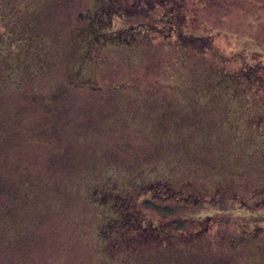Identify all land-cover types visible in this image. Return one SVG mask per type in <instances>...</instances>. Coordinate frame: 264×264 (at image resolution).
I'll return each mask as SVG.
<instances>
[{"label":"rangeland","instance_id":"obj_1","mask_svg":"<svg viewBox=\"0 0 264 264\" xmlns=\"http://www.w3.org/2000/svg\"><path fill=\"white\" fill-rule=\"evenodd\" d=\"M259 200L264 0H0V264H264Z\"/></svg>","mask_w":264,"mask_h":264},{"label":"flooded vegetation","instance_id":"obj_2","mask_svg":"<svg viewBox=\"0 0 264 264\" xmlns=\"http://www.w3.org/2000/svg\"><path fill=\"white\" fill-rule=\"evenodd\" d=\"M92 15H97V16H100L99 20L102 25H100V28H99V32H98V38H100L101 40H112L113 38L115 39L114 41L116 43H121V44H125V43H128V42H137V41H140L142 38H147L148 40H151L154 38V36L159 33L163 38H165L168 34L166 31H161L162 33H160V30L157 31L156 34L152 33V27H149V25H145L144 23L143 24H139V25H136V27H127L126 29H116V31H107V33H104L106 30H108L109 28H106L108 27L110 21H109V18L111 16H114L116 15L115 14V11H112L110 14H107L104 12V10L101 11V14L98 15V14H95V13H92ZM107 17V19H106ZM93 19V18H92ZM100 23V24H101ZM106 26V27H105ZM173 28V32L175 34V38L177 40H184L185 36L184 34L181 33V31L179 32L177 30V27L176 26H172ZM167 30V29H166ZM113 33V34H112ZM110 34L111 36L109 38L106 37V35ZM102 37V38H101ZM196 38V37H195ZM208 38H210V36H208ZM246 65V64H245ZM244 65V67L246 68V66ZM247 67H248V64H247ZM258 68H260V66L257 65ZM256 67V68H257ZM251 70L255 69L254 67H249ZM79 81L82 83V84H85V85H88L89 88L91 89H95L94 86H92L93 82L92 79H89L87 77H84V76H79ZM166 186V185H165ZM162 189V190H161ZM144 192V193H143ZM142 196L141 198H136L138 202L139 200H144V201H147V202H153L154 200H149V199H156V200H159V201H162V200H170V199H183V200H187V201H195V199L193 197H197L196 199L198 200L199 199V196H191L190 194L188 193H183V194H180V192L178 191H174L172 188L166 186V187H162L161 183H157L155 185H153L152 189L149 188V186H144L142 188ZM261 194V193H260ZM251 196H253V194H251ZM238 197V196H237ZM233 198H236L235 196H233ZM237 199V198H236ZM127 201H130L129 204L132 203V200H127ZM242 200H240L239 202H241ZM199 202V200H198ZM258 202H260L261 204H264V200H259ZM257 202V203H258ZM246 205V204H245ZM247 206V205H246ZM143 219H146L145 215H143V217L141 219H138L137 222H133L132 220V224H134V226L136 225H140V226H144V223L145 221H141ZM141 222V223H139ZM139 223V224H138ZM131 224V223H130ZM203 225L199 226V227H195L189 231H187V234H184L182 233L181 231H177L176 234L179 235V236H182V237H190L192 235H195V238H200V237H206V234L209 233V231H211L210 229H213V226L211 224H204L202 223ZM252 229L249 230L248 232H242L240 234H243L244 233V237L247 236V238H251V239H256V237H258V231L260 230H263L264 231V227H259V226H255V225H252ZM258 229L257 231L254 229ZM214 230V229H213ZM173 232H167V235L170 236V237H173L175 236L176 234H172ZM207 238V237H206Z\"/></svg>","mask_w":264,"mask_h":264}]
</instances>
